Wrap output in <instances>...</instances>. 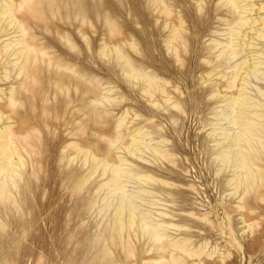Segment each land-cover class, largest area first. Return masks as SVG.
Instances as JSON below:
<instances>
[{
    "label": "rangeland",
    "instance_id": "1",
    "mask_svg": "<svg viewBox=\"0 0 264 264\" xmlns=\"http://www.w3.org/2000/svg\"><path fill=\"white\" fill-rule=\"evenodd\" d=\"M170 5L173 13L169 20L177 21L180 16L185 23L186 46L180 50V63L165 44V16L155 0H64L62 15L57 12L56 18L40 26L34 22L36 30L55 47L64 46V93L48 87L45 93L41 91L26 100L19 94L26 105L13 121L21 133H30L35 145L31 156L25 159V181L20 183L17 204L0 205V264H108L106 253H97L110 249L115 251L113 263L141 264L142 259L152 257L141 252L142 243L137 244L138 250L135 247L137 256L133 258L129 254L134 249L130 247L121 251L119 244L94 246V233L100 222L95 216L99 204L94 191L99 183H81L82 174L90 165L74 148L76 145L91 150L100 159L114 162L118 152L110 154L109 149L116 136L117 121L124 114L123 118L133 122L131 132L139 127L156 141L168 139L166 145L176 155V166L165 162L166 172L160 176L184 191L177 195L180 201L200 203L201 213L218 211L220 215L222 211L217 206H228L231 197L219 194L212 171L204 172L208 140L202 122L210 112L204 93L207 84L203 86L204 73L200 72L205 65L202 58L206 43L210 44L213 30L220 26L215 18L219 12L212 0H206L203 10L193 0H170ZM115 47L121 48L135 73L167 82L166 89L175 98L184 92L180 102L185 117L171 108L164 110L161 99L144 94V81L124 72V59L116 54ZM66 67L76 74L66 71ZM8 86L9 83L3 87ZM100 96H109L116 102L94 108L91 102ZM42 98L49 102L44 103ZM24 116L28 122L22 124L20 117ZM140 165L150 166L147 162ZM95 201L97 207H93ZM260 203L250 200L248 204L258 207L263 205ZM261 219L250 238L246 235L239 240L241 251L222 240L226 257L221 261L215 255L204 262L264 264V212ZM104 236H108L107 231ZM255 237L259 239L254 244L250 240ZM129 241L125 239L123 243L129 245ZM250 244H254L252 248Z\"/></svg>",
    "mask_w": 264,
    "mask_h": 264
},
{
    "label": "bare ground",
    "instance_id": "2",
    "mask_svg": "<svg viewBox=\"0 0 264 264\" xmlns=\"http://www.w3.org/2000/svg\"><path fill=\"white\" fill-rule=\"evenodd\" d=\"M155 1L165 16V44L180 63L183 60L180 50L186 46L185 23L180 16L177 21L169 20L173 13L170 0ZM193 1L203 10L206 0ZM212 1L216 4L215 11L219 12L215 18L220 26L213 30L210 44L206 43L202 58L205 65L200 72L204 73L203 86L207 84L204 93L210 112L202 122L208 140V164L204 172L212 171L219 194L231 197L228 206H217L222 214L218 211L201 213L200 203L177 198L184 191L160 176L166 172L165 162L176 166V155L166 145L168 139L162 137L156 141L139 127L131 132L133 122L123 118L126 114L118 119L116 136L110 145V154L118 152L114 162L74 146L90 165L82 174L81 183L91 180L99 183L94 191L99 204L95 216L100 218L94 233V246L104 248L119 244L121 251L130 247L134 249L129 254L133 258L137 256V244L142 243L141 252L152 257L142 259L141 264H206L204 261L215 255L222 261V257H226L222 252L224 246L220 245L222 240L228 242V247L241 251L239 240L246 235L250 238L262 222L264 0ZM63 11L64 0H0V205L17 204L20 183L25 181V159L31 156V147L35 145L30 141V133L23 134L16 128L13 117H17L26 105L24 100L41 91L45 93L48 87L64 93V46L55 47L34 26V22L40 26L56 18L57 12L62 15ZM61 40H64L62 35ZM115 50L124 59V72L144 81V94L161 99L164 110L171 108L185 117L186 111L180 102L184 92H179V98H175L166 89L167 82L135 73L121 48L115 47ZM65 70L76 74L69 67ZM19 94L24 100L19 99ZM94 100L93 107H104L113 104L115 99L109 96L101 99L100 96ZM43 102L49 100L43 99ZM20 120L22 124L28 122L27 116ZM140 162L150 166L144 167ZM250 200L263 205L252 207L248 204ZM94 203L93 207H97L96 201ZM145 237L147 239L141 242ZM256 238L250 242L255 244L259 239ZM125 239L131 240L129 245L123 243ZM100 252L106 253L108 264L113 263L114 250H100L98 256L103 255ZM88 263L93 264V261Z\"/></svg>",
    "mask_w": 264,
    "mask_h": 264
}]
</instances>
